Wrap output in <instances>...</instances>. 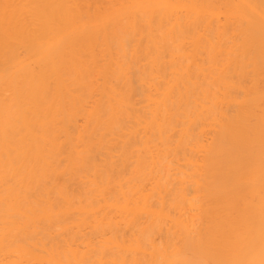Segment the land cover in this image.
Segmentation results:
<instances>
[{"label": "bare ground", "instance_id": "bare-ground-1", "mask_svg": "<svg viewBox=\"0 0 264 264\" xmlns=\"http://www.w3.org/2000/svg\"><path fill=\"white\" fill-rule=\"evenodd\" d=\"M0 264H264V0H0Z\"/></svg>", "mask_w": 264, "mask_h": 264}]
</instances>
